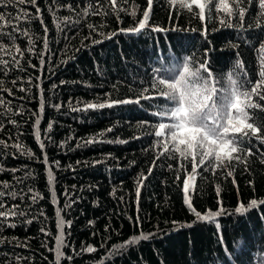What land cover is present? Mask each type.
<instances>
[{
    "label": "trees",
    "instance_id": "1",
    "mask_svg": "<svg viewBox=\"0 0 264 264\" xmlns=\"http://www.w3.org/2000/svg\"><path fill=\"white\" fill-rule=\"evenodd\" d=\"M146 9L0 2V264H264V141L249 137L251 155L193 173L152 134L162 101L86 108L151 95L154 70L175 75L187 59L225 87L235 71L250 89L264 71L258 0L232 27L219 23L225 13L201 21L195 7L153 0L147 26L130 31Z\"/></svg>",
    "mask_w": 264,
    "mask_h": 264
},
{
    "label": "snow or ice",
    "instance_id": "2",
    "mask_svg": "<svg viewBox=\"0 0 264 264\" xmlns=\"http://www.w3.org/2000/svg\"><path fill=\"white\" fill-rule=\"evenodd\" d=\"M17 2L35 5L36 0H17ZM110 2L113 7L116 6V0H110ZM168 2L171 7L179 5L180 8H186L188 11H193L195 7L198 11H195L194 15L201 21L206 19V15L208 19H211L214 10L225 13L226 15L219 19V23L232 27L233 18L243 26L248 6L256 3L257 0H232L231 5L226 0H168ZM152 3L153 0H147V9L143 12V18L139 20L138 26L130 31L139 32L147 26ZM258 7L260 15L264 16V0H258ZM3 20L4 16L0 15V21ZM261 51H264V47ZM242 66V63L237 61L235 69ZM150 88L151 95H145L150 90L145 87L140 90L135 99L114 100L108 104L99 105L88 104L86 108L139 104L141 100L162 101L154 105L156 111L152 115L159 119L153 125L152 134L158 138L166 153L174 152L184 159L190 158L193 173L206 164L212 168H221L225 167V160L228 164H231L233 160L239 161L241 159L239 153L251 155L250 149L242 147L249 137L264 141V135H261L264 132V122L254 119L249 111L257 108L264 110V106L253 100L254 96L264 100V94L261 92L264 89V71H261L260 79L252 84L250 89L245 88L244 82L239 80L235 71L230 72L227 74V87H225L214 77L207 62L202 61L198 66H194L192 60L187 59L175 75L166 76L162 74V69H155ZM165 140L170 147L164 146ZM197 156L200 157L198 162ZM193 178V175L189 174L184 180L185 193L188 192ZM186 203L192 208L190 200H186ZM256 204L257 201L253 200L249 207H254ZM236 211L243 212L244 206L237 207ZM7 215L9 213L0 212V216ZM196 215L200 219H212L219 213H210L205 217L197 212Z\"/></svg>",
    "mask_w": 264,
    "mask_h": 264
}]
</instances>
